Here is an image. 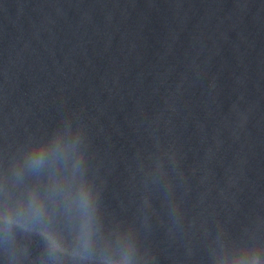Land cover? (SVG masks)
I'll use <instances>...</instances> for the list:
<instances>
[{"label":"water","instance_id":"obj_1","mask_svg":"<svg viewBox=\"0 0 264 264\" xmlns=\"http://www.w3.org/2000/svg\"><path fill=\"white\" fill-rule=\"evenodd\" d=\"M0 264H264V0H0Z\"/></svg>","mask_w":264,"mask_h":264},{"label":"clouds","instance_id":"obj_2","mask_svg":"<svg viewBox=\"0 0 264 264\" xmlns=\"http://www.w3.org/2000/svg\"><path fill=\"white\" fill-rule=\"evenodd\" d=\"M43 155H44V150L40 149L33 157H32V164L33 165H39L43 161Z\"/></svg>","mask_w":264,"mask_h":264}]
</instances>
